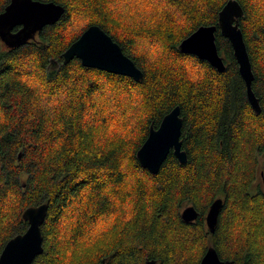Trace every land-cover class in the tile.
I'll use <instances>...</instances> for the list:
<instances>
[{"label": "trees", "instance_id": "1", "mask_svg": "<svg viewBox=\"0 0 264 264\" xmlns=\"http://www.w3.org/2000/svg\"><path fill=\"white\" fill-rule=\"evenodd\" d=\"M38 1L64 14L21 47L0 41V253L28 228L23 211L47 204L32 264H199L210 246L225 264H264V0H236L257 115L219 30L222 73L178 50L200 26L217 27L228 0ZM92 25L140 69L141 82L76 58L63 64ZM176 106L187 162L170 153L150 174L136 152ZM218 198L210 234L205 214ZM187 206L199 214L193 223L180 217Z\"/></svg>", "mask_w": 264, "mask_h": 264}, {"label": "water", "instance_id": "2", "mask_svg": "<svg viewBox=\"0 0 264 264\" xmlns=\"http://www.w3.org/2000/svg\"><path fill=\"white\" fill-rule=\"evenodd\" d=\"M64 8L53 2L38 0H9L0 12V41L9 49L21 47L34 38L45 26L54 25L64 14ZM243 10L236 0H228L218 13L216 26H200L186 37L178 50L207 62L217 72L225 71L226 66L220 56L215 33L219 30L232 48L233 57L238 66V73L244 82L246 98L257 115L260 113L259 100L254 95L251 84L254 78L249 55L243 39L239 21ZM76 58L81 66L94 68L110 74L126 76L135 82H141L143 74L131 59L125 56L120 46L100 27L89 26L62 54L63 64ZM182 119L178 106L173 108L160 121L157 128L150 125L145 141L136 152L139 165L150 174H157L167 156L172 153L178 163L187 162V154L182 150L180 141ZM263 191H264V181ZM223 207V200H214L205 215L208 232L213 234L218 216ZM47 204L26 208L22 218L28 228L22 234L9 239L0 253V264H32L42 253L41 227L47 215ZM199 214L193 206L181 211L184 223H193ZM106 260L102 261L104 264ZM147 264H156L149 261ZM199 264H225L213 247H208Z\"/></svg>", "mask_w": 264, "mask_h": 264}, {"label": "rangeland", "instance_id": "3", "mask_svg": "<svg viewBox=\"0 0 264 264\" xmlns=\"http://www.w3.org/2000/svg\"><path fill=\"white\" fill-rule=\"evenodd\" d=\"M55 66V64H53ZM252 189H254V191L252 192H255V185H252ZM261 189L263 191V186H261ZM207 230V229H206ZM237 236H238V233L235 231V229L233 228L232 229V238L233 240L237 239Z\"/></svg>", "mask_w": 264, "mask_h": 264}, {"label": "flooded vegetation", "instance_id": "4", "mask_svg": "<svg viewBox=\"0 0 264 264\" xmlns=\"http://www.w3.org/2000/svg\"><path fill=\"white\" fill-rule=\"evenodd\" d=\"M206 215V214H205ZM204 224H205V227H206V229H207V231H208V228H207V226H206V222H205V220H204Z\"/></svg>", "mask_w": 264, "mask_h": 264}]
</instances>
